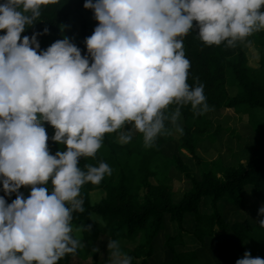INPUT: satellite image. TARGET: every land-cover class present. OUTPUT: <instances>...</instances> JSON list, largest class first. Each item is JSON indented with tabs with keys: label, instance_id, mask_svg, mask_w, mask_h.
I'll use <instances>...</instances> for the list:
<instances>
[{
	"label": "clouds",
	"instance_id": "9594fccd",
	"mask_svg": "<svg viewBox=\"0 0 264 264\" xmlns=\"http://www.w3.org/2000/svg\"><path fill=\"white\" fill-rule=\"evenodd\" d=\"M55 2L0 3V181L8 195L18 193L11 203L0 196V264H58L82 246L72 223L84 211L81 188L112 169L80 160L97 154L106 133L131 125L118 141H131L135 130L151 146L168 125L182 132V106L207 111L203 83L187 80L183 37L198 27L205 44L234 47L264 30V0H85L99 21L86 38L89 63L66 36L39 52L41 33L21 37ZM43 121L55 128L51 139L66 145L54 155ZM22 185L31 186L27 198ZM258 223L264 227V218ZM107 247V264H131L117 240ZM236 264L264 258L245 252Z\"/></svg>",
	"mask_w": 264,
	"mask_h": 264
},
{
	"label": "trees",
	"instance_id": "16d2710c",
	"mask_svg": "<svg viewBox=\"0 0 264 264\" xmlns=\"http://www.w3.org/2000/svg\"><path fill=\"white\" fill-rule=\"evenodd\" d=\"M84 3L85 0H56L55 3L43 5L41 16L21 33V37L26 35L31 38L33 33H41L37 36L40 44L38 52L43 50L42 44L47 38H52L55 42L66 36L73 43L72 31L67 32L63 26L77 18L81 27L79 45L83 47L84 56L91 59L86 38L95 28L88 24L82 14L88 9L84 7ZM74 25L78 24L74 22ZM45 28L48 29L47 33H43ZM4 32L5 30H0V34ZM255 33L259 38L257 43L261 53L260 66L256 69L248 68L241 42H237L234 47L226 46V42L207 45L199 38L198 27L182 38L186 57L191 62L188 83L193 86L203 83L207 104L218 109L249 108L264 113V30ZM230 75L237 86L235 96H231L227 88ZM181 113L191 126L178 133L180 154L169 156L164 153V144L173 140L172 126L168 125L169 131L159 135L151 146H145L143 134L139 131L132 134L131 141L120 144L117 136L123 129L106 133L97 154L81 158V167L87 163L98 165L104 161L109 164L112 172L111 175H105L99 184L88 182L82 186L80 195L84 200V211L74 212L72 221L82 230V246L74 254H66L58 264H79L72 260L78 252L89 253L90 246L94 245L100 234H108L110 239L118 242L122 239L130 240L133 246L128 253L132 257L131 264H151L155 254L154 242L165 231L167 219L177 225L178 233L165 237L164 244L171 255L160 264H216L215 261L202 260L195 249L180 251L177 247H186V237L203 245L207 239H214L223 231H230L238 241L228 244V253L233 251V254L227 264H236L237 259L242 258L245 252H250L252 257L264 258V227L258 223L264 217L257 212L241 218L238 210L248 209L246 190L249 187L253 191L254 200L264 205V119L258 128L260 142L257 157L246 165L224 168L222 176L216 171L202 169V174L198 177L192 174V170L184 162L183 151L197 156L196 134L208 133L212 122L204 111L196 113L190 105L182 106ZM44 126L49 137L50 154L54 155L66 148V145L62 147L59 142L51 139L55 133L54 126L50 122ZM127 128L130 125L125 126L124 130ZM172 166L187 174L191 180V188L179 201H175L173 187L168 183V171ZM96 190H103L105 196L92 202L90 193ZM0 191L6 202L11 203L1 182ZM17 194L13 192L11 196L17 197ZM206 199L210 212L201 210ZM222 202L225 203V208L222 207ZM229 208L235 210L231 212L230 219H227L225 209ZM187 214L193 217L190 227L185 223ZM95 215L100 219L94 218ZM87 225H91V230ZM247 243L252 247L247 248ZM93 264L103 263L94 258Z\"/></svg>",
	"mask_w": 264,
	"mask_h": 264
},
{
	"label": "rangeland",
	"instance_id": "374dc122",
	"mask_svg": "<svg viewBox=\"0 0 264 264\" xmlns=\"http://www.w3.org/2000/svg\"><path fill=\"white\" fill-rule=\"evenodd\" d=\"M82 14L91 27L95 28L99 24V21L95 18L94 9H85ZM73 21L78 25H74ZM73 21H71L68 25L63 26V29L67 32L72 31L73 44H75L81 50V54L84 56L85 53L83 51V47L79 45L81 40V28L78 27L80 26V21L77 18H74ZM256 35L257 33L254 32L245 41L241 42L244 52L246 53L247 65L249 66L248 68L253 69L259 68L261 60L260 48L259 44L257 43L259 38H257ZM55 36L57 37L58 34ZM52 43V38H47L44 41V44H42L43 50H46L47 47H49ZM32 47H34V45H32ZM91 62L92 57L89 59V63ZM227 88L231 96L236 95L237 86L232 75L229 76ZM204 113L206 117L211 120L212 126L208 133L196 134L195 138L197 156L194 157L186 150L183 151L184 162L189 166V169L192 170L193 175L200 177L202 174V169H209L216 171L219 176H222V170L224 168L239 167L242 164L246 165L249 161L259 155L260 133L258 128L261 121L264 119V113L262 111L249 108L218 109L208 104V109L207 111H204ZM45 123H48V121H43V124ZM178 124L183 129L182 132L185 131L188 126H191V123L184 118L182 113L178 120ZM122 131L125 130L123 129ZM136 133L137 131L133 130V135ZM171 133L173 140L164 144V153L169 156L173 154H180V151L178 150L180 144L178 135L179 132L176 131L175 127L172 126ZM118 136L117 142L120 144L118 141ZM175 137L177 139H175ZM0 182L2 183V181ZM49 183L48 187L50 191L53 187L51 184V179ZM168 183L173 187L175 201H179L184 193H186L191 188L190 178L187 176V174L179 171L175 166L170 167L168 171ZM19 192L23 194L24 198H27L30 195L31 186H23ZM104 196L105 193L103 190H96L90 193L92 202H97ZM246 197V202L249 203L248 209H238L240 211L239 215L242 218L257 214L260 207L262 206L257 203L256 200H254L253 191L250 187L246 191ZM9 198L12 202L16 197L9 195ZM221 205L225 208L224 202H222ZM202 211L207 212V207L204 206ZM232 211H234V208L225 209V215L227 218H230ZM94 218L100 219L97 215H95ZM185 219L187 220L186 226L189 227L191 224V218L187 216ZM165 223V231L162 232L154 242L155 254L153 261L151 260V264H160L166 259L170 258V251L164 244L165 237L170 234H177L178 229L176 228V224L169 221L168 219L165 221ZM73 226L74 228L78 227L74 223ZM81 231L82 230H80L79 233H74L75 235L79 236L80 240L83 239ZM109 241L110 237L108 234H100L94 245L90 246V252H78L72 262L79 264H93L95 258L100 260L103 264H107L109 256V250L107 246ZM184 241L186 243V247H178V250L182 251L185 249H195L198 251L202 260H214L216 264H227L228 259L233 254V251L228 253V244L238 242L230 231H223L218 237L214 239H207L203 245L190 237H186ZM119 245L122 251L127 254L133 248L132 242L128 239L119 240ZM254 246L257 248L255 244ZM251 247L252 245L247 243V248Z\"/></svg>",
	"mask_w": 264,
	"mask_h": 264
},
{
	"label": "crops",
	"instance_id": "0c3cea01",
	"mask_svg": "<svg viewBox=\"0 0 264 264\" xmlns=\"http://www.w3.org/2000/svg\"><path fill=\"white\" fill-rule=\"evenodd\" d=\"M78 27H80V26H78ZM80 28H81V27H80ZM246 191H247V190H246ZM260 205L264 206L263 204H260ZM204 206L207 207V212H210L209 204H208L207 199L205 200V202L202 203L201 210H202V208H203ZM234 210H235V209H234ZM187 216L191 218V222H192L193 217H192L190 214H187V215L185 216V218H186ZM225 216H226V215H225ZM230 217H231V215H230ZM247 217H248V216H247ZM226 218H227V217H226ZM241 218H242V217H241ZM244 218H245V217H244ZM227 219H230V218H227ZM185 223H187V220H186V219H185ZM189 227H190V225H189ZM176 228H177V225H176ZM178 247H181V246H178ZM178 247H177V249H178ZM204 261H214V260H204Z\"/></svg>",
	"mask_w": 264,
	"mask_h": 264
}]
</instances>
